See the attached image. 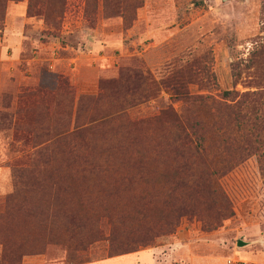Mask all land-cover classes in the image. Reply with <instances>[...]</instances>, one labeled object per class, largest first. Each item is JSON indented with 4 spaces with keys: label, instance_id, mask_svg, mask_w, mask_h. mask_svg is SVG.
Instances as JSON below:
<instances>
[{
    "label": "rangeland",
    "instance_id": "rangeland-1",
    "mask_svg": "<svg viewBox=\"0 0 264 264\" xmlns=\"http://www.w3.org/2000/svg\"><path fill=\"white\" fill-rule=\"evenodd\" d=\"M139 263L264 264V0H0V264Z\"/></svg>",
    "mask_w": 264,
    "mask_h": 264
},
{
    "label": "trees",
    "instance_id": "trees-1",
    "mask_svg": "<svg viewBox=\"0 0 264 264\" xmlns=\"http://www.w3.org/2000/svg\"><path fill=\"white\" fill-rule=\"evenodd\" d=\"M231 92H226V95H230ZM248 94L243 95V97H247ZM254 96V94H252ZM202 101H206L205 98H199ZM207 106V104H206ZM208 107V106H207ZM178 140L184 144V145H191L196 139V136L194 134L191 136V133L187 132H180ZM196 153L198 155L202 156L201 147L197 144L196 145ZM220 157L224 158L221 162H218L216 165V168H213L212 170H209L207 167L205 168L204 173V182L207 184L208 189L212 192V194H219V186L215 180L217 176L224 175L228 173L233 167L238 165L240 162H233V160L229 159L228 154H220ZM210 192V193H211ZM144 219L147 218L146 216H142ZM203 226L208 229V225L205 222V220H202ZM175 226L174 223L169 224V228L172 229ZM111 231L108 236V241L110 243V249L113 251L120 252V255L128 254L136 252L137 249L141 247H145L148 245H151L152 242H154L156 239H158L161 236V230L159 229H150L146 233V235H140L139 237L135 236L136 232L130 233L127 237V240L125 241L122 239V236L120 235V232L117 228H115L114 222L111 221L110 223ZM172 233V231L170 232ZM98 240L93 241L92 243L96 242ZM91 243V244H92ZM119 255V254H118Z\"/></svg>",
    "mask_w": 264,
    "mask_h": 264
},
{
    "label": "crops",
    "instance_id": "crops-1",
    "mask_svg": "<svg viewBox=\"0 0 264 264\" xmlns=\"http://www.w3.org/2000/svg\"><path fill=\"white\" fill-rule=\"evenodd\" d=\"M139 264H141V263H139Z\"/></svg>",
    "mask_w": 264,
    "mask_h": 264
}]
</instances>
